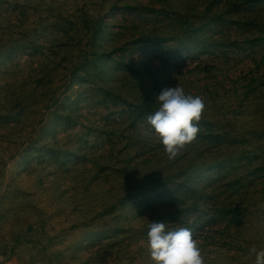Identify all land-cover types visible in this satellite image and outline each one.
Wrapping results in <instances>:
<instances>
[{
    "label": "rangeland",
    "instance_id": "374dc122",
    "mask_svg": "<svg viewBox=\"0 0 264 264\" xmlns=\"http://www.w3.org/2000/svg\"><path fill=\"white\" fill-rule=\"evenodd\" d=\"M0 257L264 264V0H0Z\"/></svg>",
    "mask_w": 264,
    "mask_h": 264
},
{
    "label": "crops",
    "instance_id": "0c3cea01",
    "mask_svg": "<svg viewBox=\"0 0 264 264\" xmlns=\"http://www.w3.org/2000/svg\"><path fill=\"white\" fill-rule=\"evenodd\" d=\"M0 264H13L11 263V261H1V257H0Z\"/></svg>",
    "mask_w": 264,
    "mask_h": 264
}]
</instances>
